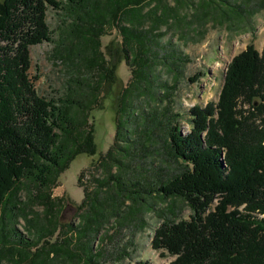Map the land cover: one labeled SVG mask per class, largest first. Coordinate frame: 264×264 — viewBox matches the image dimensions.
Returning <instances> with one entry per match:
<instances>
[{
    "label": "trees",
    "instance_id": "1",
    "mask_svg": "<svg viewBox=\"0 0 264 264\" xmlns=\"http://www.w3.org/2000/svg\"><path fill=\"white\" fill-rule=\"evenodd\" d=\"M149 1L0 0V264L2 260L20 264L17 260L30 255L28 264H51L58 254L79 260L80 253H84L87 259H94L99 254L90 250L89 235L100 232L107 219H127V212L121 208L131 199L123 193L127 181L120 174H109L94 180L98 191L90 195L82 185L81 173L78 186L83 200L77 210L84 212L76 229L75 250L69 248L71 240L64 246L48 242L57 230L52 221L32 225L37 241H45L40 248L36 240L28 242L16 228L21 217L28 223L32 221L30 204L18 197L23 186H32L33 194L28 199L31 203H41L51 213L56 204L50 192L60 175L77 156L96 154L93 123H89L91 112L103 110L104 100L110 96L116 107L124 104L132 85L138 91L153 90L152 69L160 62L158 51L163 49L156 28L180 18L177 9L162 4L143 13L142 6ZM48 8L71 10L75 16L72 42L63 51L70 60L71 55L85 59L95 69V85L90 86L92 90L82 102L69 97H41L29 76L30 47L52 40L46 22ZM209 9L215 6L205 3L203 10ZM146 18L154 25L144 29ZM116 19L121 20L118 32L122 40L117 59L110 50L113 42L105 47L107 55L100 44L104 26ZM167 59L164 56L162 60ZM122 62L130 67L133 79L125 87L118 76ZM188 113L189 131L183 134L175 122L167 131L168 141L163 140L168 154L182 170L161 181L158 194L148 190V185L140 189L150 197L179 198L192 214L188 221L163 222L154 231L152 249L173 257L169 264H264V44L261 51L249 44L231 59L217 102L204 107L193 105ZM146 133L148 142H152L154 133ZM118 138L117 125L115 139L127 142L130 151L131 138ZM129 151L120 150L125 158ZM103 159L100 157L98 164ZM114 161L125 168L120 158ZM110 183H115V198L105 193L109 197L104 201L106 197L100 198L98 193ZM133 192L136 197L141 194L140 190ZM131 210L132 214L142 211ZM44 217L50 215L45 213Z\"/></svg>",
    "mask_w": 264,
    "mask_h": 264
},
{
    "label": "rangeland",
    "instance_id": "2",
    "mask_svg": "<svg viewBox=\"0 0 264 264\" xmlns=\"http://www.w3.org/2000/svg\"><path fill=\"white\" fill-rule=\"evenodd\" d=\"M212 1L224 6L214 5ZM205 3L215 6V9L206 12L203 10ZM159 4L177 9L180 19L169 20L156 28L161 33L159 41L163 49L158 51L160 62L152 69L153 90L138 91L136 85H132L129 87L132 92L124 104L116 107L113 96H110L104 100L103 110L91 112L89 123H93L96 154L77 156L60 175L57 186L50 192L56 204L55 210L47 213L41 203H31L28 199L33 190L28 184L18 195L24 204H30L29 219L32 220L28 223L22 217L18 219L16 228L22 237L28 242L36 240L37 248H40L45 241H37L35 226L32 225L38 222L45 224L49 220L57 230L48 237V242L64 246L65 242L71 240L69 248L74 249L76 229L81 224L84 212L75 209L83 200V191L78 186L79 175L82 173V185L90 195L98 191L94 180H102L109 174H120L127 181L123 193L131 199L121 207L127 212V219H107L100 232L89 235L90 250L98 252L99 256L89 260L84 253H80L82 257L79 260H72L69 254H58L51 264H169L174 259L162 250L152 249L154 231L166 221H188L192 212L179 198L164 200L154 195L150 197L140 187L148 185V190L152 189V193L158 194L156 190L161 181L180 173L181 164L173 161L163 142L164 139L168 141L167 131L177 122L181 132L186 134L190 127L189 109L193 105L204 107L210 102H217L231 59L249 44L257 51L262 49L264 0H225L224 3L219 0H151L142 6L143 13L150 12ZM224 7L227 15L222 10ZM46 17L52 31L51 42L30 47L29 76L34 89L46 99L69 97L82 102L92 90L90 86L95 85L96 72L85 59L71 55L70 60L63 51L69 41L72 42L70 32L75 16L68 8H48ZM116 20L104 26L100 44L101 51L107 55L105 47L113 42L110 50L117 59L122 40L118 32L121 20ZM153 25L148 18L143 22L144 29ZM164 56L168 57L165 61L162 60ZM106 58L109 59L108 56ZM118 76L124 87L133 81L131 69L124 62L120 64ZM194 77L196 80L190 82ZM145 86L149 87L147 84ZM75 108L79 111L78 105ZM175 114L179 117H175ZM117 125L119 140L131 138L130 151L127 142L124 145L115 139ZM148 130L154 133L152 142L147 140ZM139 131H142L140 135L137 134ZM121 149L125 153L129 151L127 158L120 152ZM100 157L104 159L98 164ZM115 158L126 163L125 168L119 166ZM114 188L115 183L105 186L101 189L102 193H98L100 198H105V193L115 198ZM135 189L141 191L139 197L135 196ZM131 208L142 211L132 214ZM45 213L50 217L45 219ZM28 260H31V255L28 259L17 261L28 264ZM1 264L9 262L2 260Z\"/></svg>",
    "mask_w": 264,
    "mask_h": 264
},
{
    "label": "water",
    "instance_id": "3",
    "mask_svg": "<svg viewBox=\"0 0 264 264\" xmlns=\"http://www.w3.org/2000/svg\"><path fill=\"white\" fill-rule=\"evenodd\" d=\"M75 209H77V208L75 207Z\"/></svg>",
    "mask_w": 264,
    "mask_h": 264
}]
</instances>
